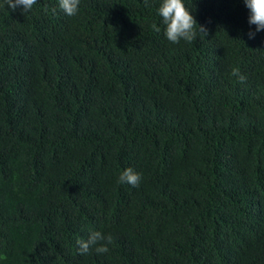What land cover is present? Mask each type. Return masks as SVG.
<instances>
[{
	"label": "trees",
	"instance_id": "1",
	"mask_svg": "<svg viewBox=\"0 0 264 264\" xmlns=\"http://www.w3.org/2000/svg\"><path fill=\"white\" fill-rule=\"evenodd\" d=\"M183 2L208 35L173 44L161 0H0V264H264V30Z\"/></svg>",
	"mask_w": 264,
	"mask_h": 264
},
{
	"label": "clouds",
	"instance_id": "2",
	"mask_svg": "<svg viewBox=\"0 0 264 264\" xmlns=\"http://www.w3.org/2000/svg\"><path fill=\"white\" fill-rule=\"evenodd\" d=\"M162 3L158 8V14L162 17L165 27V36L168 41L173 44L179 43L181 40L193 42L199 36L206 37L208 30L206 26L199 25L192 15V11L185 5L183 0H161ZM7 8L15 11L18 7H22L23 13L32 10L37 0H4ZM249 11L244 16V23L248 28V36L250 39L255 38V33L251 30L255 28L256 32L264 30V0H243ZM80 0H58V7L67 16H75L79 11ZM145 6H148V0H145ZM56 8L52 9L55 13ZM155 31L159 32L160 28L153 25ZM231 74L238 78L240 83H244L247 79L240 69L233 68ZM141 175L134 171L131 167L126 168L119 176L118 183L130 184L138 187ZM113 242L111 235L105 236L100 231H93L89 234L87 240L80 239L77 241L78 253L81 255L89 254L94 248L97 254L107 253L109 248L107 245Z\"/></svg>",
	"mask_w": 264,
	"mask_h": 264
}]
</instances>
